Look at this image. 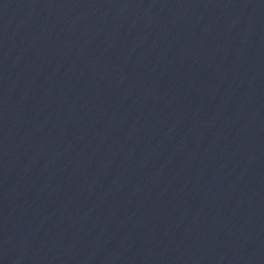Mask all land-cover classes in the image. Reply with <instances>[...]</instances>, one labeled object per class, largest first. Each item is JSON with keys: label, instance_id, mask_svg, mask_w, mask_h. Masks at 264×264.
<instances>
[{"label": "water", "instance_id": "obj_1", "mask_svg": "<svg viewBox=\"0 0 264 264\" xmlns=\"http://www.w3.org/2000/svg\"><path fill=\"white\" fill-rule=\"evenodd\" d=\"M0 264H264V0H0Z\"/></svg>", "mask_w": 264, "mask_h": 264}]
</instances>
